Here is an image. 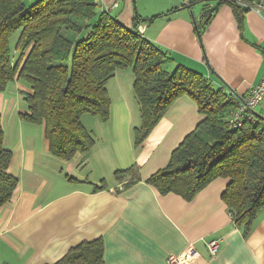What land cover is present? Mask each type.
<instances>
[{
	"label": "crops",
	"instance_id": "crops-1",
	"mask_svg": "<svg viewBox=\"0 0 264 264\" xmlns=\"http://www.w3.org/2000/svg\"><path fill=\"white\" fill-rule=\"evenodd\" d=\"M135 1L99 0V7L129 27L136 15L145 20L144 35L172 58L167 70L185 65L237 96L263 78V14L243 8L240 24L235 6L226 0L200 1L201 11L193 8L198 2L183 7L173 1L138 12ZM208 7L214 11L205 20ZM134 80L131 69L116 71L107 85L109 119L82 115L96 144L86 157L71 160L51 153L44 124L21 116L28 111L23 93L31 91L24 80L0 92L4 145L12 151L8 170L19 180L11 200L0 207V264L54 263L77 244L96 238H103L105 264H166L170 253L193 244L198 254L190 264H264V207L245 233L221 198L228 179H215L192 200L161 194L145 181L169 162L202 115L191 96H180L136 147L141 109ZM133 164L141 180L125 186L115 170ZM214 239L220 248L211 254L207 244Z\"/></svg>",
	"mask_w": 264,
	"mask_h": 264
},
{
	"label": "trees",
	"instance_id": "trees-1",
	"mask_svg": "<svg viewBox=\"0 0 264 264\" xmlns=\"http://www.w3.org/2000/svg\"><path fill=\"white\" fill-rule=\"evenodd\" d=\"M226 1L235 6L242 24L244 9L249 8L237 0ZM143 21L136 15L129 27L101 10L99 0H0V92L16 80L29 85L31 91L23 93L28 111L21 116L44 124L51 153L65 160L86 157L94 148L95 137L82 123V115L109 119L107 85L117 70L131 69L135 75L141 109L136 147L178 97L191 96L202 119L174 148L169 162L145 181L161 194L192 200L215 179L226 178L221 198L234 223L250 232L264 207L263 113L230 127L234 91L215 86L202 72L182 64L167 70L164 66L172 58L140 33ZM4 137L0 114V207L11 200L19 183L8 170L12 151L5 147ZM114 174L125 186L141 180L136 164ZM104 185L103 181L94 190ZM50 264H105L103 238L85 240Z\"/></svg>",
	"mask_w": 264,
	"mask_h": 264
},
{
	"label": "built area",
	"instance_id": "built-area-1",
	"mask_svg": "<svg viewBox=\"0 0 264 264\" xmlns=\"http://www.w3.org/2000/svg\"><path fill=\"white\" fill-rule=\"evenodd\" d=\"M200 1L205 0H185L184 4L190 5L193 2ZM237 1L243 4L245 7L256 10L257 12L264 15V0H260L259 2L248 0ZM145 28V24L138 25V30L142 34L145 32ZM231 96L234 97L235 108L230 113L229 125L232 128H238L243 125V121L246 119V117L252 118L255 116L256 112L263 113L262 111H259L258 107L264 110V76L261 81L258 84L253 85L248 93L244 96H237L234 94H231ZM207 245L211 254H216L220 248V240H211ZM197 254L198 253L193 244L179 254L170 253L167 256L166 264H190L196 258Z\"/></svg>",
	"mask_w": 264,
	"mask_h": 264
},
{
	"label": "rangeland",
	"instance_id": "rangeland-1",
	"mask_svg": "<svg viewBox=\"0 0 264 264\" xmlns=\"http://www.w3.org/2000/svg\"><path fill=\"white\" fill-rule=\"evenodd\" d=\"M138 0H136L135 1V8H136V10H137V12L139 11V7H141V8H145V9H147V10H154V9H156L157 7H161V6H163L164 4H166V3H171V2H173V1H176V2H174V3H178L179 5H182V4H184L185 3V0H179V2H178V0H140V1H138ZM176 5V4H175ZM196 8V9H198V11H201V9H202V4L200 3V2H198V3H196L194 6H193V8ZM14 48V47H13ZM166 69L167 68H169L170 70H171V67L169 66V65H165L164 66ZM259 109H261L260 107H258ZM262 112H263V115H264V110H262Z\"/></svg>",
	"mask_w": 264,
	"mask_h": 264
},
{
	"label": "water",
	"instance_id": "water-1",
	"mask_svg": "<svg viewBox=\"0 0 264 264\" xmlns=\"http://www.w3.org/2000/svg\"><path fill=\"white\" fill-rule=\"evenodd\" d=\"M214 11V7H208L204 10L203 12V18H208L211 16V14L213 13Z\"/></svg>",
	"mask_w": 264,
	"mask_h": 264
}]
</instances>
